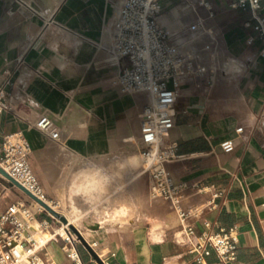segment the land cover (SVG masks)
I'll use <instances>...</instances> for the list:
<instances>
[{
  "label": "crops",
  "instance_id": "obj_1",
  "mask_svg": "<svg viewBox=\"0 0 264 264\" xmlns=\"http://www.w3.org/2000/svg\"><path fill=\"white\" fill-rule=\"evenodd\" d=\"M197 1L159 0L163 27L180 33L202 18L205 34L197 44H211L213 51L204 54L212 71L210 82L179 80L176 124L165 139L177 145L179 158L164 167L174 181L190 187L193 205L209 195L194 186L212 184L226 191L220 210H205L195 221L197 231L203 220L220 227L236 225L239 245L231 264H264V55L258 41L247 40L254 34L244 25L250 18L247 10L232 8L233 0H208L212 8L208 17L209 11ZM115 4V0H0V89L11 108L0 113V141L17 132L26 137L32 149L29 164L37 168L34 173L45 199L61 210L58 196H63L65 208L78 214L76 228L88 243H96L106 264H193L186 248L174 240L178 225L173 212L141 210L128 225L119 224L114 214V223L104 225L102 198L92 203L75 185L83 172L106 178L97 161L102 156L119 158L123 151L134 167L132 159L140 155L139 114L147 96L114 91L112 81L125 64L107 50ZM260 5L264 17V0ZM222 60L235 65H223ZM41 115L51 118L60 143L33 127ZM238 128L242 132L236 133ZM227 140L233 143L229 152L220 146ZM80 164L86 168L79 170ZM126 165L130 167L129 162ZM114 184L113 196L118 198L121 186ZM20 198L19 189L0 178V211ZM161 203L165 211L169 209ZM37 218L51 221L46 213ZM59 247L60 242H51L47 250L61 259ZM80 247L86 264H98ZM208 261L216 263V256Z\"/></svg>",
  "mask_w": 264,
  "mask_h": 264
},
{
  "label": "built area",
  "instance_id": "obj_2",
  "mask_svg": "<svg viewBox=\"0 0 264 264\" xmlns=\"http://www.w3.org/2000/svg\"><path fill=\"white\" fill-rule=\"evenodd\" d=\"M115 1L117 4L112 7L115 24L107 50L125 64L112 84L120 95L142 93L147 96L140 111L137 146L144 158L148 159L151 154L142 167V173L148 176L150 197L167 204L177 217L178 230L174 240L186 248L193 264H231L237 258L238 227H220L203 220L202 229L197 231L195 225L205 210H220L224 206L227 192L212 184L200 188L194 186L197 191L209 195L200 205H193L188 198L190 187L174 181L164 167L165 163L179 158L175 151L177 145L165 142L176 124L179 80L190 77L210 82L213 79L211 69L204 62V54L213 53L211 44L202 47L197 44L205 34L204 21L197 18L177 33L160 24L159 0ZM260 1L233 0L230 6L249 12L250 18L244 25L254 34L247 40L249 43L258 41L264 55V17L260 13ZM197 6L209 11L208 17L212 16L208 0H198ZM5 97L6 93L0 89V113L11 111ZM261 117L264 119V112ZM33 127L48 139L61 142L59 132L47 115H41ZM240 132L242 128L236 130V133ZM126 142L131 144L129 139ZM220 146L229 152L233 148L232 140L224 141ZM31 153V145L21 132L6 134L0 141V168L43 201L44 191L29 164ZM0 178L11 183L2 174ZM19 191L21 198L0 211V264H86L78 249L80 243L69 224L61 222L37 201ZM41 213H46L51 221L38 219ZM51 242H60L63 258L54 259L47 250ZM88 244L106 264L104 254L96 250V243ZM212 254L216 256V263L208 261Z\"/></svg>",
  "mask_w": 264,
  "mask_h": 264
},
{
  "label": "rangeland",
  "instance_id": "obj_3",
  "mask_svg": "<svg viewBox=\"0 0 264 264\" xmlns=\"http://www.w3.org/2000/svg\"><path fill=\"white\" fill-rule=\"evenodd\" d=\"M222 63L223 65H229V67H234L235 65L231 62H225L223 60ZM118 154H121V156L119 155V158L118 156H102L97 160L101 164L100 168L104 170V172H100V174L104 173L106 178H100L99 185L96 188L91 191H87V193H84L86 192L84 190H79V193L90 199L92 203L99 198H102V219L104 220V225L114 223L112 219V215L114 214L117 215L116 219L119 224L128 225L129 219L133 216L138 217V215L141 214V210L167 213L172 212L169 209L165 211L159 200H155L150 197L148 176L141 173L142 165L139 155H136L138 161L137 164L134 165V168L131 166L130 160L126 161L128 157L127 153L122 151ZM127 162H129L130 167L126 165ZM77 168L82 170L86 167L84 164H80ZM131 168L134 169L132 170ZM34 169L37 168L34 167ZM114 181L118 182L119 186H121L118 194H116V196H118V198L116 197L117 199L113 196V191L115 189ZM56 210L60 211V207H57ZM80 248V245H78V249ZM84 251L85 250L82 248L81 252L83 253ZM100 254H102V252H100ZM83 255L85 257V252L82 256ZM54 259L58 258L54 257Z\"/></svg>",
  "mask_w": 264,
  "mask_h": 264
},
{
  "label": "bare ground",
  "instance_id": "obj_4",
  "mask_svg": "<svg viewBox=\"0 0 264 264\" xmlns=\"http://www.w3.org/2000/svg\"><path fill=\"white\" fill-rule=\"evenodd\" d=\"M139 120H140V114H139ZM138 151H139V148H138ZM139 154H140L139 155V158H140V161H141V165L143 167V165H145L146 161L151 158V154L148 156V159L147 158H144L141 155L140 151H139ZM137 161H138V159L136 157L132 159V162L134 163V165L137 164ZM99 179H100V176H99V174L97 172H83V173H81V174H79L77 176L75 185H76V188H77L78 191L79 190H84L86 192L87 191H91V190H93L94 188L97 187V184L99 182ZM58 198H59V201L62 204V209L60 211L56 210L55 207H54V205L50 201H48L47 199H45V197H42L41 199L47 205H49L53 210H55L61 216H63L67 220V222L69 224H71V225L73 224L75 227H79L80 221H79V219L77 217L78 214L76 215L74 212L71 213V212H69L65 208L64 201H63V196L62 195H59ZM174 216H175V214H174ZM175 219H176V221L178 223V220H177V217L176 216H175ZM45 237H48V235L45 234ZM38 255L41 256L40 253H38Z\"/></svg>",
  "mask_w": 264,
  "mask_h": 264
},
{
  "label": "water",
  "instance_id": "obj_5",
  "mask_svg": "<svg viewBox=\"0 0 264 264\" xmlns=\"http://www.w3.org/2000/svg\"><path fill=\"white\" fill-rule=\"evenodd\" d=\"M0 174H2L3 176H5L11 183H13L17 188H19L20 190H22L24 193H26L29 197H31L32 199H34L35 201H37L39 204H41L45 210L47 212H49L51 215H53L54 217L58 218L61 222L67 224V220L61 216L58 212H56L55 210H53L49 205H47L45 202L37 199L36 197H34L30 192H28L24 187H22L19 183H17L14 179H12L3 169L0 168ZM69 224V223H68ZM69 229L77 236V239L80 243V245L83 247V249L93 258V260L98 263V264H103V262L101 261V259L98 257V255L95 253V251L90 247V245L88 244V242L85 240V238L83 237V235H81V233L77 230L76 227H74L73 225L69 224Z\"/></svg>",
  "mask_w": 264,
  "mask_h": 264
}]
</instances>
